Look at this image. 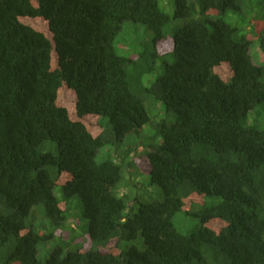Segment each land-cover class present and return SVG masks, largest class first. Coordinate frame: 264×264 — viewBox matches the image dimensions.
<instances>
[{"label": "trees", "instance_id": "obj_1", "mask_svg": "<svg viewBox=\"0 0 264 264\" xmlns=\"http://www.w3.org/2000/svg\"><path fill=\"white\" fill-rule=\"evenodd\" d=\"M249 10L174 0L172 18L159 0H0V264H264V63L250 55L257 44L264 56V28ZM173 19L182 26L166 32ZM125 23L152 32L131 57L114 45ZM148 101L174 122L151 119ZM134 177L162 200L141 203ZM182 211L197 221L188 235L173 223Z\"/></svg>", "mask_w": 264, "mask_h": 264}, {"label": "rangeland", "instance_id": "obj_2", "mask_svg": "<svg viewBox=\"0 0 264 264\" xmlns=\"http://www.w3.org/2000/svg\"><path fill=\"white\" fill-rule=\"evenodd\" d=\"M30 2L33 3L34 0H30ZM159 3H160V7L162 11L173 18L174 0H159ZM249 5H250V10L246 13V16L249 19L252 18L250 23L251 25L254 26L255 31L262 30L264 28V23L262 22L264 19V16L262 13H259L258 11L260 10L261 5L264 6V0H249ZM252 11H257L256 17L258 16V18H256V20H254L255 14L252 13ZM248 18H244L242 14L239 15L233 12H228L227 15L224 17V20L233 27L239 28L240 30H244V29L246 30ZM182 24H183L182 20L173 19L172 23L166 27L165 31L169 32L171 30L178 29V27L181 26ZM247 29L250 30L251 26H249ZM151 38H152V32L149 31L144 25L125 23L123 25L122 31L116 37L115 42H114L116 52L120 56L131 57L132 52L140 51L142 44L148 42ZM251 55L253 57L252 60H254L253 63L255 65H258L264 62V56L258 49L257 44H255V46L253 45L251 49ZM161 74H162V69L159 65L154 73L148 74L143 78V84L146 87H149L157 79V77H159ZM67 92L68 91L66 90L61 91L60 100H59L60 102L70 103L71 98L67 95ZM159 104H155V105L152 104L151 105L152 107L155 108L156 106L158 109V110L156 109L153 110L149 106V101L146 102V109L151 119L157 116V120L159 122L166 121L168 125L171 122H174L173 114L171 113L167 114L165 107L161 103ZM260 108H264V107H258L256 108V110ZM166 114L168 115L169 118H167ZM92 123H93L92 127H98V124L95 120ZM107 123H108L107 119L101 120V124L103 126H107ZM126 141H128V139H126ZM126 141L121 145L123 149H128L130 146H135L134 141L130 143ZM115 152H117V146H114V147L110 146V147L103 148L100 151V154L98 156V161L102 162V161L113 158V156L116 155V154L114 155ZM135 178L136 177H134L133 179ZM132 182L134 183V186H135L133 190L134 197H138V200L141 203L162 200L163 197H162L160 189L155 185H151L148 177H140V178L135 179ZM122 184L123 183L119 185V187L123 189L122 192H129V186H126L125 184L122 187ZM173 223L175 225V229L182 235L190 234L195 228V226L197 225V221L193 219L191 216L187 215L185 211L178 213L173 218ZM48 251H49V246H44V244L39 246L38 258L40 261H43L45 259V257L48 255Z\"/></svg>", "mask_w": 264, "mask_h": 264}, {"label": "clouds", "instance_id": "obj_3", "mask_svg": "<svg viewBox=\"0 0 264 264\" xmlns=\"http://www.w3.org/2000/svg\"><path fill=\"white\" fill-rule=\"evenodd\" d=\"M182 26V25H181ZM180 27V26H179ZM252 49V48H251ZM258 49H259V47H258ZM260 50V49H259ZM261 52V51H260ZM250 55H251V51H250ZM251 58L253 59V57H252V55H251ZM254 61V60H253ZM264 63V62H263ZM262 63H260V64H258V65H261ZM152 104H159V103H152ZM152 104H149V106H151ZM160 105V104H159ZM155 108H157L156 106H155ZM164 113V112H163Z\"/></svg>", "mask_w": 264, "mask_h": 264}]
</instances>
